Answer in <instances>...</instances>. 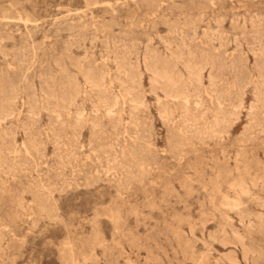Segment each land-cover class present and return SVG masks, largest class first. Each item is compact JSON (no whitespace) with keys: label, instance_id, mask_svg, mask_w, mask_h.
I'll list each match as a JSON object with an SVG mask.
<instances>
[{"label":"rangeland","instance_id":"1","mask_svg":"<svg viewBox=\"0 0 264 264\" xmlns=\"http://www.w3.org/2000/svg\"><path fill=\"white\" fill-rule=\"evenodd\" d=\"M0 40V264H264V0H0Z\"/></svg>","mask_w":264,"mask_h":264},{"label":"bare ground","instance_id":"2","mask_svg":"<svg viewBox=\"0 0 264 264\" xmlns=\"http://www.w3.org/2000/svg\"><path fill=\"white\" fill-rule=\"evenodd\" d=\"M119 1V0H118ZM8 19V18H7ZM4 40V39H3ZM92 40V39H91ZM1 41V40H0ZM165 42V41H164ZM184 43V42H183ZM188 47V46H187ZM165 48H167L166 46H165ZM155 50V49H154ZM153 50V51H154ZM168 51H169V49H168ZM81 58V57H80ZM79 59V58H78ZM79 62V61H78ZM116 67V66H115ZM196 67V66H195ZM201 67V66H200ZM86 79H87V77H86ZM115 96H117V94H115ZM171 97V96H170ZM172 98H174L173 96H172ZM115 99V101H116V97L114 98ZM186 100V101H188L186 98H183V100ZM216 99V98H215ZM158 100H159V98H158ZM90 102V101H89ZM134 102V101H133ZM156 102H158V101H156ZM217 102H219V100L217 101ZM194 103H198L196 100H194ZM115 104H117V103H115ZM201 104V103H200ZM219 104V103H218ZM143 105V104H142ZM197 106V105H196ZM203 106V105H202ZM113 107H114V105H113ZM234 109H236V107L234 108ZM108 110V109H107ZM106 110V111H107ZM97 111H99V110H97ZM109 111V110H108ZM107 111V112H108ZM203 111H204V109H203ZM215 111V110H214ZM84 112V111H83ZM114 112V111H113ZM111 113H112V111H111ZM231 113V112H230ZM161 114V113H160ZM162 114H164V113H162ZM203 114V113H202ZM79 115V114H78ZM165 115H168V114H166L165 113ZM80 116V115H79ZM162 117V116H161ZM163 118H165V117H163ZM215 118V117H214ZM167 120V119H166ZM196 120V119H195ZM217 121V120H216ZM93 129V128H92ZM111 144V143H110ZM112 145V144H111ZM19 147V146H18ZM240 150V149H239ZM239 152V151H238ZM107 154V153H106ZM228 173V172H227ZM252 177V176H251ZM259 179V178H258ZM241 182H242V180H241ZM232 183V182H231ZM228 185V184H227ZM230 186V185H229ZM236 193V192H235ZM236 198H238V197H236ZM264 199V198H263ZM229 200V199H228ZM232 200V199H231ZM234 200V199H233ZM232 202V201H231ZM128 203V202H127ZM240 204V203H239ZM257 204V203H256ZM258 218H260V217H258ZM257 219V218H256ZM201 222V221H200ZM116 223V222H115ZM190 232V231H189ZM245 236V235H244ZM245 239V238H244ZM130 250V249H129ZM199 260V259H198ZM228 261V260H227Z\"/></svg>","mask_w":264,"mask_h":264}]
</instances>
